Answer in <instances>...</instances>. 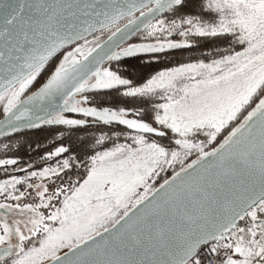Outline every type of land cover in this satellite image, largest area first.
<instances>
[{"label":"snow or ice","instance_id":"obj_1","mask_svg":"<svg viewBox=\"0 0 264 264\" xmlns=\"http://www.w3.org/2000/svg\"><path fill=\"white\" fill-rule=\"evenodd\" d=\"M0 264H264V0H0Z\"/></svg>","mask_w":264,"mask_h":264},{"label":"trees","instance_id":"obj_2","mask_svg":"<svg viewBox=\"0 0 264 264\" xmlns=\"http://www.w3.org/2000/svg\"><path fill=\"white\" fill-rule=\"evenodd\" d=\"M210 43L211 42H207L204 46L205 47L210 46ZM175 59L179 60L181 59V57L177 55ZM165 63H167V61H161L160 65L158 66H162ZM158 66H154V67H158ZM133 71L135 72L136 75H140L146 71V68L144 67V65L136 61L133 63V66L129 69V73L131 74ZM49 136H50V133L47 130H35L31 133L26 134L25 138L34 143L37 140L44 142L47 138H49ZM26 153H27V145L25 144L21 147V150L18 154L26 157Z\"/></svg>","mask_w":264,"mask_h":264}]
</instances>
